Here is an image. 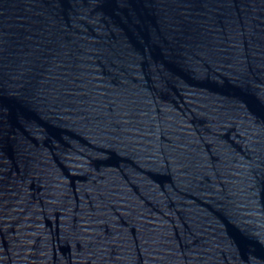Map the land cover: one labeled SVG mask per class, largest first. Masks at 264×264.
<instances>
[{
  "label": "water",
  "instance_id": "95a60500",
  "mask_svg": "<svg viewBox=\"0 0 264 264\" xmlns=\"http://www.w3.org/2000/svg\"><path fill=\"white\" fill-rule=\"evenodd\" d=\"M0 264H264V0H31Z\"/></svg>",
  "mask_w": 264,
  "mask_h": 264
}]
</instances>
